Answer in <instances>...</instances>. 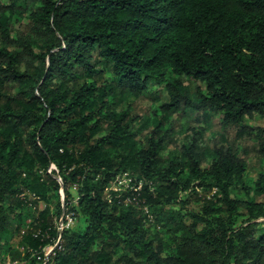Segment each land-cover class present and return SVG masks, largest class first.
I'll list each match as a JSON object with an SVG mask.
<instances>
[{
	"label": "trees",
	"instance_id": "16d2710c",
	"mask_svg": "<svg viewBox=\"0 0 264 264\" xmlns=\"http://www.w3.org/2000/svg\"><path fill=\"white\" fill-rule=\"evenodd\" d=\"M183 77L203 86L190 92ZM153 82L167 100L141 134L146 116L129 119L118 99L145 94ZM159 112L202 123L219 116L223 129L254 141L264 162V126L245 123L264 117V0H0V248L19 233L20 195L29 191L47 204L21 233L28 249L52 243L66 209L81 217L79 228L61 230L52 264H264V201L248 196L253 189L264 197V171L248 184L245 159L215 136L208 146L204 125L190 126L175 143L179 154L165 158L175 131ZM123 172L141 182L143 207L213 190L199 197L215 224L181 221L170 242L157 243L122 203L133 190L110 189Z\"/></svg>",
	"mask_w": 264,
	"mask_h": 264
},
{
	"label": "rangeland",
	"instance_id": "374dc122",
	"mask_svg": "<svg viewBox=\"0 0 264 264\" xmlns=\"http://www.w3.org/2000/svg\"><path fill=\"white\" fill-rule=\"evenodd\" d=\"M18 14L14 15L12 19V24L15 28L19 26L24 21L19 23ZM20 28V26L18 27ZM183 84L187 86V89L191 92L193 90L194 85L197 83L202 85V83L197 82L196 80L189 79L186 77L182 78ZM167 100V94L163 90L162 85L159 83L153 82L147 92L140 96H134L130 94L123 93L119 96L118 99V110H129L128 118H134L135 115L145 117L148 126L146 129H142L140 131L141 134H147L153 127L151 125V119L154 117L155 110H159V105L161 102ZM159 119L163 123V128L169 125L174 126L175 131V139L174 143L168 145V147L163 152L165 158H170L179 154L177 145L182 141V138L190 132V126H209L206 131V139L205 143L208 146L212 145V138L217 140H225L227 143H231L233 147L238 151L239 155L242 156L246 161V176L247 183L253 187V181L257 177V174L261 171H264V162L260 159L259 155L255 150L254 141L246 136H237L235 128L223 129L220 125V117L213 116L209 118L206 123H202L196 120L195 114H188L185 112H175L172 115L167 117L161 115L159 112ZM245 123L250 126H264V117L259 115H254L253 117L246 118ZM140 125V123H138ZM140 125L139 127H141ZM137 127V123L135 125ZM129 177H121L116 175L113 180L110 189L116 191L117 195H121L122 192L129 190L130 188H137L139 190L141 188V182L137 186L134 184V176L129 173ZM128 177L129 179H127ZM131 181V183H130ZM198 192V195L192 193L190 189L186 191H179L177 196L170 201L160 200L159 203H156L154 207H150V205L146 204L143 206H131L133 210L139 213L141 223L149 227L151 234L153 235L154 240L159 244H163L165 242H170V230H172L179 222H185L189 224L194 220H198L195 224L197 229H201L204 226L212 227L216 222V218L212 216H207L202 213L201 209V200L200 195L211 197L212 192L204 191L201 188L195 189ZM71 197L68 199L69 207H76V190L75 188H70ZM49 194V193H48ZM241 197L244 195L239 194ZM24 197L27 203L24 207L21 208V227L19 233H9L8 239L10 241L5 240V242L9 243V248L2 247L0 248V264H26L30 259L35 258L31 255L30 250L26 247L27 240L23 237L25 235L21 234V231H25L26 233L36 224V216L38 210L44 208L46 206V200L41 199L38 195L36 198L31 196V192L25 191V193L20 195ZM249 197L255 198L256 201L262 202L264 201V197L258 196L254 194L253 189H250ZM49 208H52L54 199L50 200ZM69 213L72 211L65 210ZM73 213V212H72ZM63 215V214H62ZM62 217V216H60ZM74 222L71 225L72 227H80V215H74ZM12 222L14 219L11 220ZM59 219H56L53 223V226L57 224ZM4 242L3 238H0V244ZM19 249L20 257L22 260L14 259L11 260V253L8 250ZM46 256V253L44 254ZM36 264H52L49 262H38L36 258L34 259Z\"/></svg>",
	"mask_w": 264,
	"mask_h": 264
},
{
	"label": "built area",
	"instance_id": "2783aa9c",
	"mask_svg": "<svg viewBox=\"0 0 264 264\" xmlns=\"http://www.w3.org/2000/svg\"><path fill=\"white\" fill-rule=\"evenodd\" d=\"M118 176H121V177H125V176H128L129 177V174L127 172H123V173H119L117 175ZM117 177H116V180L117 181ZM128 177H126L127 179H129ZM75 188V186L73 187ZM129 190H133L132 193L126 195L123 197L122 199V203L124 206H140V198H139V194L136 193L138 190L137 188H130ZM36 197V196H34ZM145 207V206H144ZM74 222V218H73V214L72 212L69 213L67 211H64L62 217L59 219L58 223L55 224L54 226V229L56 231V236L55 237H50L49 235V232H43L42 234V238L45 237V238H49L52 240V243H47L49 244V246L51 247L50 250L48 251V253H46V256L44 255V250H43V247H41L40 250H34V249H31L29 248L30 250V253L32 256H34L36 258V260L38 262H47L48 260V257L51 255L53 256L55 254V247L57 248H60V243H61V230L63 229H66V228H70L72 227L71 225L73 224ZM24 231L22 230L21 233H23ZM37 234H40V230L38 229L36 232H33V235H37Z\"/></svg>",
	"mask_w": 264,
	"mask_h": 264
},
{
	"label": "crops",
	"instance_id": "0c3cea01",
	"mask_svg": "<svg viewBox=\"0 0 264 264\" xmlns=\"http://www.w3.org/2000/svg\"><path fill=\"white\" fill-rule=\"evenodd\" d=\"M50 246H49V244H46V245H44L43 246V250H44V253H48V251L50 250Z\"/></svg>",
	"mask_w": 264,
	"mask_h": 264
}]
</instances>
